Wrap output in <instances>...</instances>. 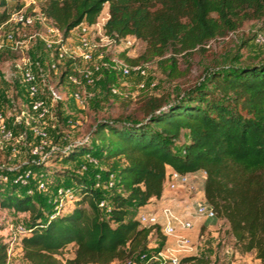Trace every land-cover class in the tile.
<instances>
[{
	"label": "trees",
	"instance_id": "16d2710c",
	"mask_svg": "<svg viewBox=\"0 0 264 264\" xmlns=\"http://www.w3.org/2000/svg\"><path fill=\"white\" fill-rule=\"evenodd\" d=\"M105 3L109 12L105 32L144 42L136 55L130 48L117 55L131 64L156 59L170 79L184 70L178 55L187 58L204 52L211 40L264 12V0H42L39 7L65 36L82 21H95ZM5 16L3 10L0 21ZM110 56L100 75L109 93V85L119 82ZM203 75L205 82L184 87L171 97L137 88L136 112L141 116L101 118L91 138L75 141L62 154L76 159L91 153L100 163L97 167L90 163L88 180L74 175L79 193L72 209L49 219L50 209L44 213L36 207L23 187L4 183L0 210L29 213V234L20 241L24 260L29 264H124L148 250L154 235L161 246L165 237L160 226L140 225L129 211L162 197L169 166L180 173L205 172L203 194L215 219L228 223L238 253H253L264 263V58L221 69L208 67ZM96 173L103 179L113 174V186L94 188ZM102 198L111 205L109 213L98 207ZM68 245L74 246L73 255L62 258ZM185 263L207 260L194 254L183 257L180 264ZM0 264H7L3 242Z\"/></svg>",
	"mask_w": 264,
	"mask_h": 264
},
{
	"label": "built area",
	"instance_id": "2783aa9c",
	"mask_svg": "<svg viewBox=\"0 0 264 264\" xmlns=\"http://www.w3.org/2000/svg\"><path fill=\"white\" fill-rule=\"evenodd\" d=\"M108 17V10L100 12L95 21H82L64 36L61 29L40 10L36 0H21L18 5L9 9L5 18L0 21V51L4 48L28 49L29 45L32 47L38 42L43 46L44 55L49 62L44 67V60H40L38 55H24L18 62L20 89L23 94L20 117L29 125L34 136V141L27 151L33 162L47 159L49 133L39 122L49 120L53 106L66 98L60 88L69 86L68 96L74 103L83 104L84 96L78 88L95 84L102 68L109 65L106 57L110 49H134L137 40L133 36L115 38L105 32ZM110 61L119 75V82L109 85L111 94H122L123 87L128 88L130 78L135 77L140 78L136 83L137 88L151 90L155 86V81L147 78L148 70L144 62L127 63L118 55L110 56ZM51 76L57 78V84L49 82ZM66 121L71 126L77 124L73 117H68ZM14 135V128L5 120L4 106L0 101V148L11 142ZM11 151L17 153V146L12 145ZM82 157L89 163H96L91 153H85ZM37 175V178H34L30 167L15 172L5 165H0V182L20 185L29 195L48 189L43 171H38ZM204 178L205 172L202 170L180 173L167 166L164 191L173 194L169 199H173L174 204L167 205L162 197L159 200L153 199L149 203L159 202L157 207L147 209L148 203L140 207L135 215L140 225L160 226L165 237L164 242L161 246L154 243V246L127 259L124 264H180L183 257L196 254V241L190 231L194 230L200 221L204 224V221L215 219L214 209L203 194ZM113 184V174L103 179L100 173H96L92 182L94 188L102 190H108ZM50 188L52 207L47 214L49 219L65 212L69 204L76 203L79 193L77 184H55ZM98 207L105 213L111 210V205L105 198L98 201ZM4 230L13 236L12 242L6 243L8 262L12 251L10 245L15 240L20 242L23 236L28 235L29 228L24 222H8Z\"/></svg>",
	"mask_w": 264,
	"mask_h": 264
},
{
	"label": "rangeland",
	"instance_id": "374dc122",
	"mask_svg": "<svg viewBox=\"0 0 264 264\" xmlns=\"http://www.w3.org/2000/svg\"><path fill=\"white\" fill-rule=\"evenodd\" d=\"M41 3L42 0H36ZM21 0H5L0 4V13L15 7ZM108 10L107 3L104 4L101 12ZM144 42L135 44L132 50L133 55L142 51ZM204 52H193L187 58L178 55V64L184 69L181 75L168 78L157 66L156 59L144 62L147 67V78L155 81V86L151 89L154 94H164L168 97L173 96L176 92L196 82H205L206 78L203 73L208 67L221 69L227 65L238 64L240 62H253L264 58V12L251 19L244 20L243 23L235 30L228 32L224 36H219L209 42ZM110 54L117 55L119 48L110 49ZM44 48L38 42L34 43L28 49H2L0 51V101L4 106L5 120L10 127L14 128V139L0 148V165L17 172L26 167L33 171L34 178H37V172L43 171L48 189L42 193L32 195L36 207H39L44 213L52 207L51 186L55 184L72 183L75 185L74 175L90 179V163L83 157L76 159H67L62 154L70 148L77 140L90 137L91 130L101 118L115 116L132 115L141 116L136 112L138 105L137 85L140 78H130L128 88L123 87V93L120 95L108 92L107 84L104 79L98 75L95 84L91 87L79 86V90L84 96L82 107L75 105L74 101L68 96L69 86L65 85L60 88L65 93L66 98L53 106L52 117L49 120L39 122L49 133V151L45 161L33 162L28 154V148L34 141L29 125L20 117L23 108V94L20 89L21 75L18 70V62L24 55L30 57L37 56L44 60V67L49 62L44 55ZM57 78L51 76L50 83H56ZM76 88V87H75ZM73 117L77 124L71 126L66 119ZM182 136V140L186 139ZM17 146V153L11 151V146ZM94 148L97 151V143L94 142ZM95 158V157H94ZM95 167L99 165L97 159ZM5 184L0 182V191L5 189ZM202 188V184H201ZM167 191H164V193ZM170 192H168L169 194ZM171 194V193H170ZM177 194V193H175ZM177 196V195H176ZM169 200V198H168ZM166 200L167 205H173L172 201ZM76 203L66 206L68 211ZM159 202H151L147 209L157 207ZM157 205V206H156ZM140 209H132L129 213L136 215ZM29 220L27 211H14L3 209L0 210V242H12V235L4 230L8 222H24ZM228 223L224 219L200 221L194 230L190 231L196 241L197 257L207 260L205 264H264L258 260L253 253L240 254L236 251L234 240L229 233ZM189 233V231H187ZM158 243L155 235L150 239L149 245L154 246ZM12 251L8 264H29L22 257L20 242L13 241L10 245ZM74 246L68 245L60 254L62 258L73 255ZM112 264H123L114 261ZM190 264V263H185Z\"/></svg>",
	"mask_w": 264,
	"mask_h": 264
},
{
	"label": "crops",
	"instance_id": "0c3cea01",
	"mask_svg": "<svg viewBox=\"0 0 264 264\" xmlns=\"http://www.w3.org/2000/svg\"><path fill=\"white\" fill-rule=\"evenodd\" d=\"M75 105L78 106V107H82V106H83V104H81V103H77V102L75 103ZM168 192H169V191H167V192H165V193L163 192V194H162V198H161L162 200L166 201V200H168V198H169L170 196L173 195L171 192H170L171 194H170V193L168 194ZM168 201H172V202H173V199H169ZM166 202H167V201H166ZM204 222H205V221H204Z\"/></svg>",
	"mask_w": 264,
	"mask_h": 264
}]
</instances>
